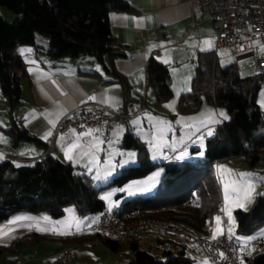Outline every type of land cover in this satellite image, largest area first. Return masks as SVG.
Returning <instances> with one entry per match:
<instances>
[{
  "label": "trees",
  "instance_id": "trees-1",
  "mask_svg": "<svg viewBox=\"0 0 264 264\" xmlns=\"http://www.w3.org/2000/svg\"><path fill=\"white\" fill-rule=\"evenodd\" d=\"M0 6L8 7L16 15L13 21L0 15V84L13 112L23 102L21 78L26 71L15 47L36 45L37 35L49 39L45 53L50 59L94 56L109 75L103 83L122 86L124 108L134 103L131 83L116 63L123 52L110 21L112 11L132 9L126 0H0ZM37 50L41 51L38 46ZM147 73L160 102L174 96L167 64L153 58ZM263 85L264 71L243 76L237 61L221 65L212 52H205L198 60L191 89L179 96V105L182 112L194 113L200 110L206 96L217 106L226 107L230 118L213 128V135L206 141L205 156L195 162H153L145 143L135 133L127 132L121 146L136 149L141 163L124 167L111 184L121 185L145 177L158 166H164V173L155 193L133 196L112 210L119 211L126 220L150 217L173 220L193 232L208 235L207 226L222 213L217 165L237 157L253 167L264 164V109L259 103ZM9 131L17 139L31 138L15 121ZM81 168L51 155L26 164L12 160L0 162V223L20 211L58 217L70 204L82 216L109 211L100 196L104 186H93L89 176L79 173ZM235 215L239 234H249L262 227L264 192L257 195L249 209H237ZM48 239L75 244L96 242L115 253L130 248L131 257L125 264L196 262L191 255L194 246L186 240L161 236L145 248L139 238L122 242L96 229L64 235L24 232L8 244L0 243V259L8 251L18 253L29 242ZM242 259L244 264H264V249L243 254Z\"/></svg>",
  "mask_w": 264,
  "mask_h": 264
},
{
  "label": "crops",
  "instance_id": "crops-1",
  "mask_svg": "<svg viewBox=\"0 0 264 264\" xmlns=\"http://www.w3.org/2000/svg\"><path fill=\"white\" fill-rule=\"evenodd\" d=\"M126 1L132 5V9L112 11L110 21L123 52L116 59V63L118 69L131 83L134 103L144 101L145 109L153 106L149 102L148 90L151 85L147 73L148 63L153 58L169 66L173 88L183 82L191 84L198 60L205 52H212L220 64L218 53L221 48L215 53L217 21L210 13L200 10L198 0ZM205 41H210L212 46L209 47ZM36 45L41 51L37 50ZM36 45L18 44L15 47V52L22 58L26 71L21 78L23 102L14 112L0 84V153L3 154L0 162L12 160L26 164L42 160L49 155L62 161H70L66 158V149L71 144H78L79 147L72 153L73 164L80 167L105 166L102 149L108 146V139L115 136L122 142L124 135L129 131L138 136L139 131L134 121L115 127L109 134L100 128L81 131L69 129L59 133L56 132V128L61 118L88 102L104 103L116 110L124 109L125 97L122 86L114 82L103 83L102 80L109 78V75L92 55L53 60L45 53L50 46L49 39L37 35ZM20 49L30 51L22 54ZM258 49L240 54V57H256ZM262 57L264 60V53ZM261 71L264 69L260 65L257 72ZM259 103L264 109L263 87L259 93ZM14 121L27 130L30 139H17L9 131ZM193 140L194 138H190L189 141L183 142L181 149L186 150L187 145ZM173 155L175 153L171 152L170 156ZM17 216H27L31 219L10 224L9 222ZM42 217L45 216L28 211L14 213L0 223V228L14 229L2 239L10 238L15 232L35 231L39 227L49 225V220H43ZM207 228L209 230L207 236L212 237L213 229L209 225ZM260 234L262 235H257L256 239H264V233ZM159 237L161 236H157L155 240L151 238L149 243L155 244ZM89 243L95 242L87 244ZM67 244L62 243L61 249ZM241 246L244 249L242 255L248 254L250 247L243 243ZM74 247L77 248L78 244H74ZM191 251L199 253L195 249ZM121 260L122 257L119 259L120 263L116 264H121ZM208 264H211L209 260Z\"/></svg>",
  "mask_w": 264,
  "mask_h": 264
},
{
  "label": "rangeland",
  "instance_id": "rangeland-1",
  "mask_svg": "<svg viewBox=\"0 0 264 264\" xmlns=\"http://www.w3.org/2000/svg\"><path fill=\"white\" fill-rule=\"evenodd\" d=\"M0 15L5 17L9 21H13L15 13L5 6H0ZM256 46L259 47L256 57L243 58L240 55H236L229 51L227 48L222 47L219 50L218 57L221 65H226L237 61L238 66L243 76L251 75L257 72L260 68L261 61L263 60L262 54L264 53V44L260 41H256ZM192 87L189 82H184L181 85L174 87V96L168 101L160 102L157 99L155 88L151 85L149 92V102L152 107L145 109V111L129 120L136 124L138 137L145 143L149 150V159L153 162H172V161H189L195 162L205 156L206 141L210 137L207 132L220 122L227 120L219 115L221 111L225 112L230 118L229 112L224 106H217L214 102L208 100L206 96L203 98V104L199 111L186 114L182 112L179 105V96L182 92L190 90ZM264 90V85H263ZM171 105V106H170ZM156 110V111H155ZM215 121V122H213ZM120 128V127H119ZM118 128V129H119ZM127 130V129H126ZM124 135V134H123ZM190 138H194L187 146L186 150H182L181 146L183 142H187ZM120 138L113 136L108 139V146L102 149L105 155V166H81L79 173H83L89 176L92 180V185L96 187L104 186L101 189L100 196L103 197L109 193L111 196L108 200L103 199L109 209H114L116 206H120L127 199L137 195H147L155 193L158 189L159 182L164 173V166H158L151 171L147 176L141 178L131 179L125 184H111L116 177L122 173V169L130 165H139L141 161L138 158V151L136 149H129L121 146ZM181 151H186L188 156L183 159L179 158ZM174 152L175 155L170 156V153ZM203 152V156L199 155ZM129 154H135L134 157ZM35 162V161H34ZM225 166L223 170L218 169V166ZM231 170V171H228ZM159 173V176H156ZM238 173H251L253 174L252 180L256 185L255 192L252 195L251 202L246 203V209H249L257 195L264 192V164L259 166H250L241 157L232 158L219 163L216 167L217 182L221 189L222 197V213L217 215L221 217L219 226L223 231H226L227 235L231 238L238 239L246 247L249 246L251 253H254L249 242H246L242 238L257 237L261 232L264 233V225L254 232L249 234H239L236 231V215L237 209H243L236 207L234 204H226L224 199V182L229 184V195L234 201L236 194L232 192V181H240L241 177ZM99 177V179L97 178ZM143 188L146 191H138L137 189ZM123 189V191H121ZM111 205V207H110ZM227 208H231V219L227 215ZM245 210V209H244ZM110 211V210H109ZM101 213H94L89 215H80L73 204L66 206L65 213L58 217H50L49 225H45L39 228L53 227L57 228L59 232H68L73 234L76 232H82L85 230L93 229V222L99 219ZM215 216V217H217ZM213 220L209 223L211 229L217 227V221ZM234 220V223L232 222ZM77 221H80L79 228L77 230ZM231 228V232H229ZM36 233H53L51 231H32ZM22 232H15L10 238L0 239V243L8 244L16 234ZM55 234V233H54ZM157 236H167L172 239H178V241L184 240L183 238L168 234L166 231L157 229L152 231H146L139 235L141 246L149 248L150 239ZM264 238V236H263ZM252 241V240H251ZM64 241L56 239L42 240L39 242H29L25 244L18 253L8 251L3 254L0 259V264H116L120 263V257L123 258L122 253H115L106 247L104 244L97 245L95 243L78 244L75 248V243H68L66 246L74 247V258L64 263L58 258V253L62 250L61 244ZM192 249H195L192 247ZM195 251H198L195 249ZM191 255L198 258L194 264L205 263L208 260L203 259L200 252L191 251ZM131 255L126 256L130 258Z\"/></svg>",
  "mask_w": 264,
  "mask_h": 264
},
{
  "label": "built area",
  "instance_id": "built-area-1",
  "mask_svg": "<svg viewBox=\"0 0 264 264\" xmlns=\"http://www.w3.org/2000/svg\"><path fill=\"white\" fill-rule=\"evenodd\" d=\"M198 2L200 10L210 13L217 21L215 53L225 47L232 53L240 55L258 49L256 41L264 44V0H198ZM261 68L264 69V60L261 61ZM145 107L144 101L130 103L122 110H116L104 103L88 102L61 118L56 132L100 128L109 134L115 127L127 124L131 118L143 113ZM93 229L104 231L122 242L137 238L143 232L161 229L192 244L211 264H244L240 251L241 243L229 237L227 233L213 239L193 232L173 220L156 217L126 220L119 211L110 210L93 222ZM250 246L254 251H261L264 249V239H254ZM121 253L123 256L121 264H125L128 261L126 256L131 255V250L125 248ZM57 256L64 263L70 262L74 257V247H63Z\"/></svg>",
  "mask_w": 264,
  "mask_h": 264
},
{
  "label": "snow or ice",
  "instance_id": "snow-or-ice-1",
  "mask_svg": "<svg viewBox=\"0 0 264 264\" xmlns=\"http://www.w3.org/2000/svg\"><path fill=\"white\" fill-rule=\"evenodd\" d=\"M205 44H207L209 47L212 46L210 41H205ZM20 51L23 54L24 52L30 51V50L29 49H20ZM219 115L221 117H223L224 119H229V117L227 116V114L225 112H223V111H221L219 113ZM213 122H215V121H213ZM207 135L208 136L213 135V131L210 129L207 132ZM77 147H79L78 144H71L66 149V158L68 160L71 161V160L74 159L72 153H73V151ZM203 154H204L203 152H200L199 153V155H201V156H203ZM129 155L132 156V157H134L135 154H129ZM186 156H188V153L186 151H181L180 154H179V158L180 159H183ZM2 159H3V154L0 153V160H2ZM224 167L225 166L220 165V166H218V169L223 170ZM228 171H231V170H228ZM237 175H239L241 177V180L238 181V182L237 181H232V192L234 194H236V199L234 201L231 199V197L229 195V184L227 182H224V190H225L224 199H225L226 204L232 203L236 207L243 208V209L247 210L246 209V203L245 202H248V203L251 202L252 195L255 192V188H256V185H255V183L252 180L253 174H251V173H238ZM156 176H159V173H156ZM97 178L99 179V177H97ZM137 190L138 191H146V189H143V188H139ZM121 191H123V189H121ZM110 196H111V193L105 195L103 197V199L108 200L110 198ZM110 207H111V205H110ZM222 211H224V210H222ZM226 211H227V215L231 219V208H227ZM28 219H31V217H27V216H17V217H14L13 220L10 221L9 223L10 224H15L18 221L28 220ZM42 219L43 220H46V221L47 220H50V218L47 217V216L42 217ZM215 220L217 221V227L215 229H213V235H212V238L213 239H216L217 235H222L223 234V230L219 226V222L221 220V217L220 216H217V217H215ZM232 222L234 223V220ZM79 224H80V221H77V230L78 231L80 230ZM28 227H31V225H28ZM37 230L38 231H51V232H53L55 234H61V235L69 234L68 232H59L57 230V228H55V227H53L51 229H48V228H38ZM13 231H14V229H12V228H7V230H5L4 228H0V239H2L5 236H8ZM229 232H231V228H229ZM242 239H244L246 242H250L251 240L256 239V237H247V238H242ZM240 251L243 252L244 249L241 248ZM250 254H251V251H249V255ZM205 264H207V261H205Z\"/></svg>",
  "mask_w": 264,
  "mask_h": 264
}]
</instances>
